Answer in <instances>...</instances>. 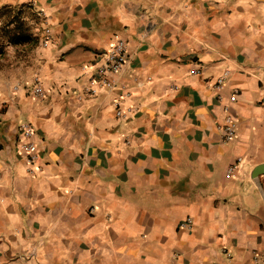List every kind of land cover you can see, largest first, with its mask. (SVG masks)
<instances>
[{
	"label": "crops",
	"instance_id": "1",
	"mask_svg": "<svg viewBox=\"0 0 264 264\" xmlns=\"http://www.w3.org/2000/svg\"><path fill=\"white\" fill-rule=\"evenodd\" d=\"M11 20L32 39L0 42V264H264L263 2L0 0ZM118 38L126 67L91 97Z\"/></svg>",
	"mask_w": 264,
	"mask_h": 264
},
{
	"label": "built area",
	"instance_id": "2",
	"mask_svg": "<svg viewBox=\"0 0 264 264\" xmlns=\"http://www.w3.org/2000/svg\"><path fill=\"white\" fill-rule=\"evenodd\" d=\"M45 37L43 44L46 46L50 42L51 29L46 28L44 31ZM128 44L125 40L118 38L107 49H104L97 54V61L95 64V72L91 77L90 85L86 87V92L89 96L94 97L97 95L100 88H112L115 85V80L109 77V74H117L124 70L128 62ZM202 73V72H200ZM230 79V71L225 70L215 81V87L218 90H223L227 81ZM239 90L234 88L229 96V103L224 105V116L221 123L218 124V129L223 135L225 141L230 142L237 136L238 121L232 113L231 105L237 100ZM34 94L37 97L42 98L44 96L43 87L37 83L34 88ZM219 99L223 100V95L219 94ZM118 116H123L122 110H117ZM22 137L20 140V146L23 152L27 156L28 163L32 166L31 171H35L33 168L38 162V143L36 140V131L34 127L29 123H23L21 125ZM237 164H232L228 169V175H232L236 170ZM38 171V169H36ZM183 228H191L192 220L188 218L186 221L180 224ZM256 264H260L256 258Z\"/></svg>",
	"mask_w": 264,
	"mask_h": 264
},
{
	"label": "trees",
	"instance_id": "3",
	"mask_svg": "<svg viewBox=\"0 0 264 264\" xmlns=\"http://www.w3.org/2000/svg\"><path fill=\"white\" fill-rule=\"evenodd\" d=\"M16 18L17 16H15V19ZM14 21L16 20L8 21L7 23H4L2 26H0V40L6 38L9 42L14 44L31 40L32 38L28 34H21L19 32L17 33V29L21 28L22 26H19L17 23L15 24ZM12 24H14L13 27H11Z\"/></svg>",
	"mask_w": 264,
	"mask_h": 264
},
{
	"label": "water",
	"instance_id": "4",
	"mask_svg": "<svg viewBox=\"0 0 264 264\" xmlns=\"http://www.w3.org/2000/svg\"><path fill=\"white\" fill-rule=\"evenodd\" d=\"M264 3V0H257ZM264 176V163L258 164L252 171V177L257 179Z\"/></svg>",
	"mask_w": 264,
	"mask_h": 264
},
{
	"label": "rangeland",
	"instance_id": "5",
	"mask_svg": "<svg viewBox=\"0 0 264 264\" xmlns=\"http://www.w3.org/2000/svg\"><path fill=\"white\" fill-rule=\"evenodd\" d=\"M2 25H3V24H1L0 26H2ZM2 40L5 41V40H7V39H6V38H3V39L0 40V42H1ZM7 41H8V40H7ZM5 42H6V41H5ZM4 47H5V46H4Z\"/></svg>",
	"mask_w": 264,
	"mask_h": 264
}]
</instances>
